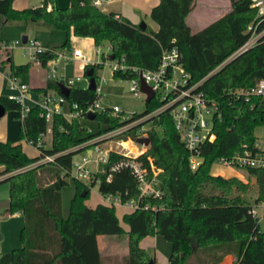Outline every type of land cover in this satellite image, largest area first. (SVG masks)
I'll return each instance as SVG.
<instances>
[{"label":"trees","instance_id":"16d2710c","mask_svg":"<svg viewBox=\"0 0 264 264\" xmlns=\"http://www.w3.org/2000/svg\"><path fill=\"white\" fill-rule=\"evenodd\" d=\"M13 0H0V16L7 19L42 18L67 33L66 40L48 49L36 51L35 57L42 65L54 48L70 47V30L74 34L88 35L98 45L102 40L110 44L109 57L131 67H157L165 48L176 46L181 52L183 65L190 73L189 81L202 79L199 88L220 105L221 117L215 121L216 138L201 146V161L196 169L189 164L190 152L176 131L168 108L152 114L146 132L150 137L141 158H147L161 168L158 174L161 198L142 199L156 205V209L136 208L123 214L128 225L124 230L115 207L99 203L95 207L85 201L90 187L98 184L101 194H119L123 200L138 196L137 182L127 168L113 172L110 180L107 171L95 172L86 183L73 178L75 193L71 198L68 217L62 215L61 192L73 171V155L87 139L143 116L158 106L155 96L146 101L143 111L132 117L112 114L109 110L94 113L93 117L66 116L54 111L48 122L41 114L42 106L30 107L20 123L19 135L31 140L39 149L36 157L29 156L21 142L0 139V181L9 185L10 212H22L25 217L21 246L0 254V264H101L98 236L128 234L129 252L125 264H156L139 241L153 233L161 234L171 246L168 262L190 264L194 257L198 264H218L228 254L234 255L235 264H264V227L250 213L251 203L240 196L231 197L233 186L245 187L241 179L212 174L211 166L218 156L231 155L256 137L255 125L264 121V96L244 91L264 77V33L245 50L230 56L240 48L252 33L250 23L258 18L251 0H232L230 9L208 24L192 31L186 15L196 0H159L151 8L150 16L158 23L153 29L141 26L112 10L95 6L89 0H69L66 6H55L52 0H42L39 5L15 8ZM2 22L0 21V27ZM264 21L259 23V30ZM113 55V57H111ZM230 57V58H229ZM229 58V59H228ZM6 71L21 82L29 81L30 62L14 63L2 59ZM96 63H86L93 68L95 82ZM131 69H113V76L131 77ZM62 81L47 78L41 93L54 88L61 92ZM67 101L85 106L93 100L96 90L86 86L68 85ZM240 91H243L241 93ZM7 108L19 110L21 103L10 96H1ZM142 121L127 126L123 137L138 133ZM50 128L51 143L44 144L41 133ZM137 137V136H136ZM39 139L41 140L39 142ZM96 142V140L94 141ZM45 155L52 160L40 161ZM123 154L112 149L105 169ZM248 174L257 178L255 202L264 201V170L249 168ZM84 193V195H81Z\"/></svg>","mask_w":264,"mask_h":264},{"label":"built area","instance_id":"2783aa9c","mask_svg":"<svg viewBox=\"0 0 264 264\" xmlns=\"http://www.w3.org/2000/svg\"><path fill=\"white\" fill-rule=\"evenodd\" d=\"M95 6H99L104 9L106 0H89ZM251 4L256 7L259 18L253 23L249 24L252 28V33L246 42L235 50L230 56H233L240 51L245 50L249 45L253 44L258 37L264 33V25L259 30L257 26L264 21V0H251ZM254 34V35H253ZM21 42L19 39L6 43L0 42V52L7 50L14 44ZM24 44L26 52L32 56L36 55V51L48 49V46H44L37 38L29 37ZM54 55L51 56L46 62L45 68L47 69V78L62 81L66 86L75 83L76 79H80V76L76 78L68 77L64 79L58 74L57 65L60 61L66 62L73 57H78L81 60V66L87 63V57L80 47H73L69 49L54 48ZM99 51V46L97 48ZM6 54V53H4ZM182 52L176 47L165 48L161 54L157 67L145 68L139 65H132L131 67L125 65L123 62L113 59L111 67L113 69L121 68L122 70L131 69L133 75L129 77L130 91L132 94L138 95L140 93H146L141 89L140 78L154 89V95L157 96L161 103L150 110L149 113L143 116L134 118L133 120L119 125L116 128L103 132L101 135L87 139L81 145L86 150V155L82 157L81 161L73 162L72 177L78 178L83 182H88L95 172L107 171L106 179L110 180L112 173L119 171V169L127 168L133 174L135 182H137L138 196L136 198H127L123 200L119 194L104 193L102 199H105L109 206L120 207L123 206L130 211L136 210V208L143 209H156V205H151L149 202L142 203V199L146 198H161L163 191L160 187V181L158 174L161 168H158L153 164L152 159L147 158V164L140 157L144 150L136 152L135 154L120 152L123 154L118 160L113 161L108 169L103 166L109 158L112 147L105 146L101 143V139L107 134H114L118 128L127 127L133 125L136 122L142 121L144 117L150 118L152 114H157L166 108H168L170 115L172 116L174 127L178 131L180 139L185 147L190 152L189 164L192 169H196L200 165L201 161V148L202 144L209 140L212 141L216 138L217 132L215 130V121L221 117L220 105L216 97L206 95L199 84L202 79L198 81H189L190 73L183 65L181 60ZM8 54L4 55L6 58ZM7 74L8 86L16 92L10 95L11 98L21 103L19 109V118L22 119L27 111L32 106L27 102V96L29 94V87L27 83L21 82L16 76ZM100 77H98L96 84V95L85 106H80L76 101H67L65 96L56 91L54 88L41 93L40 97L34 102L39 103L42 106L41 114L46 118L48 122L52 120V113L54 111H62L66 116H83L88 112H97L101 110H109L112 114H120L122 117H132L134 111H125L117 104L109 105L101 101L102 92L99 84ZM243 93V91H240ZM250 93L259 94L264 96V77L260 79L254 86L244 91V95ZM151 97V98H152ZM66 106V107H65ZM148 128V127H147ZM144 123H142L139 129L146 132ZM138 129V130H139ZM42 137L45 133H41ZM96 140V142H94ZM32 143L31 140H28ZM41 140L39 139V142ZM122 143V142H121ZM33 144V143H32ZM241 148L236 150L231 155L218 156L214 162H219L229 167H240L246 170L249 168L264 170V136H258L249 143L243 142ZM117 150V149H116ZM119 150V149H118ZM53 156L45 155L41 160H52ZM89 163H94L95 168L89 167ZM250 213L255 218L256 222L260 225L264 221V201L251 203ZM10 212V211H9ZM15 213V212H10Z\"/></svg>","mask_w":264,"mask_h":264},{"label":"rangeland","instance_id":"374dc122","mask_svg":"<svg viewBox=\"0 0 264 264\" xmlns=\"http://www.w3.org/2000/svg\"><path fill=\"white\" fill-rule=\"evenodd\" d=\"M37 2L41 3L42 0H28V2ZM212 1L214 0H197L196 7L194 8V11L188 15L187 21L191 24L193 30H196L197 26L193 19L198 18V15L202 16V20L206 23L210 21V14L209 8L212 5ZM53 4L55 6H66L69 4V0H52ZM105 6L108 8V4H105ZM202 6H205L202 7ZM208 8V9H206ZM208 12V13H207ZM201 20H199L200 22ZM23 23L24 31L18 33V36H13L11 33L16 31V34L18 32V25L15 26L17 23ZM50 23L46 22L43 19L37 18V19H27V20H20V21H10L6 25L7 34L5 35L0 29V35L1 33L5 35L8 38H1V41H4L6 43H12V41H15L16 39L20 40L22 42L21 33L29 34L31 29H40L44 25L47 26ZM26 27V28H25ZM64 31V30H63ZM14 34V35H16ZM67 33L64 31V36H66ZM254 35V34H253ZM67 37V36H66ZM63 41H56L57 46L62 44ZM21 42H19L16 45H12L11 52L14 54V57L20 55L21 57L29 58V56H26L25 54H22V48H21ZM71 45V42H70ZM74 45H72L73 47ZM78 46L81 48L82 52H84L89 57L88 63H96V75L100 77L99 84L101 86V92H102V98L101 101L109 104V105H119L121 109L125 111H143L146 107V99L145 94L140 93L138 95L132 94L130 91V81L128 77L123 76H113V68L111 67L112 59L109 57L110 51V44L108 40H102L98 45L94 43L89 42H80L78 43ZM99 46V51H97V48ZM71 47V46H70ZM4 57V55L1 56V58ZM230 58V57H229ZM228 58V59H229ZM31 60V59H30ZM58 74L62 76L64 79H68V77L76 78V76H80V79H76L74 85H80V86H86L88 85V76L85 75L84 71L85 68H83L80 65V59L78 57H73L70 60H67L64 62L63 60L59 62L57 65ZM32 70L35 75H38L36 73V70L38 73L40 72L41 75H44V69L40 67L39 65H33ZM18 110L13 108H7L3 116H0V126H3L4 128H7V119L9 120V123L11 125V129H13V132H15V135L17 137V142H21L22 148L26 150V153L31 157H34L36 152V147L32 144H30L25 136L19 135L20 130V122L21 119L17 117ZM7 118V119H6ZM142 122L144 123L145 128L149 127L150 122L148 121V117H144L142 119ZM124 129L125 127H120L116 131H114V134H107L101 139V143L105 146L112 147L114 149H119L121 152H127L131 154H135L136 152H141V150H146L147 145L140 143L136 140V136H148V132H144V130L139 129L138 133L136 135L128 134L127 137H123L124 135ZM255 133L258 136L263 137L264 136V121L262 123H259L255 125L254 127ZM46 138H51V134H47ZM122 142V143H121ZM50 144V139H48L47 144ZM86 155V150L84 148H81L73 155V162H80L82 157ZM89 167L92 169L95 168L94 163H89ZM0 166V170H1ZM75 169H73V172ZM211 173L212 174H221L228 177H237L241 179L245 187L238 188V186H233L232 191L230 193L231 197L234 196H240L242 200L254 203L255 198L257 196V178L253 176L252 174H248L247 170L240 167H229L225 166L221 163L213 162L211 166ZM2 179V178H1ZM67 185H65L62 188L61 194L63 195V200L66 203V196L68 197V194L70 192V188L74 186L73 183V177L70 175L67 178ZM98 192V184H95L90 187V192L87 197L88 202L93 203L96 201L97 197L95 193ZM9 196V185L5 181H0V201L6 200ZM85 201V202H86ZM71 202V201H70ZM123 209L120 207H115V213L119 217V220L123 227H126V223L123 221V215H122ZM261 227H264V221L260 224ZM124 236V234L122 235ZM115 237V236H114ZM145 241L148 254L154 258L155 261L158 259V262L161 264H165L167 262L168 256L171 251L170 243L159 233H153V235H147V238ZM2 240L0 241V243ZM1 250V246H0ZM157 258V259H156ZM103 264H105V259H103ZM121 264H125V259L122 258ZM164 262V263H163ZM190 264H198V261L194 257L190 258L189 260Z\"/></svg>","mask_w":264,"mask_h":264},{"label":"crops","instance_id":"0c3cea01","mask_svg":"<svg viewBox=\"0 0 264 264\" xmlns=\"http://www.w3.org/2000/svg\"><path fill=\"white\" fill-rule=\"evenodd\" d=\"M157 3H159V0H106V4H108L109 7L107 8L105 6L104 9L116 11V12L120 13L121 15L129 18L130 20H132L133 22H136V23L140 22L141 20H144L146 22V24L150 25L151 28L157 29L158 23L150 16L151 8L154 5H156ZM211 3H212V5L210 6V8L208 10L209 13L207 12L208 14H210L209 15L210 16L209 22L213 21V19H215V18L221 16L222 14H224L225 12H227L232 5V0H214ZM39 4L40 3H37L34 1L28 2V0H13L12 1V5L15 8L30 7V6L39 5ZM52 4H53V2L50 3L49 7H51ZM196 4H197V0L195 1L194 6L191 9V11L186 15V20L188 18V15L194 11ZM202 7L205 8V6H202ZM206 9H208V8H206ZM40 19H42V18H40ZM9 20L10 21H17V20L20 21V20H27V19L12 20V19H7L4 15H1L0 21L2 22V24H1L0 29H2V31L5 35L7 34L6 25L9 22ZM193 20H194V22L197 21V23H195L197 26H199V27H197V29L209 23L208 22L205 24V22L202 20V16H200V15H198V18L195 17V19H193ZM199 20H201V21L199 22ZM188 24H189L191 30L195 31V30H193V28L189 22H188ZM17 25H18L17 34H16L17 30L16 31L14 30V32L11 33L14 37L18 36V33L24 31V28L22 26L23 23L20 22V23L15 24V26H17ZM14 34H16V35H14ZM22 34H26V33H21V35ZM5 35H3L1 33L0 39L5 38L6 37ZM26 35L28 38L29 37L37 38L44 46L56 45V43H58L56 41H63L66 37V36H64L63 29L55 27L51 22L49 25L48 24H47V26L44 25L40 29H31L29 34H26ZM69 36H70V42H71V45H70L71 47L68 48L69 50L73 47H79L78 43L83 42V41L95 44L94 38L92 36L76 35V34H74L72 28L70 30ZM6 38H8V37H6ZM12 42H14V41H12ZM22 42H25V41H22ZM14 45H16V44H14ZM72 45H74V46L72 47ZM11 48H12V46L7 50V52H5L3 50H2V52H0V97L3 95L10 96L12 93L16 92V90H14L8 86L7 74H6L7 65L2 63V59L4 57L1 58V56L8 54L7 57L11 58L12 61L16 64H18L20 62H27V61L30 62L29 81L27 84V86L29 87V94L27 96L26 101L31 103L32 105H34L35 104L34 101L37 98H39L41 95V92L38 91L37 88L43 87L46 83L47 69L45 68V65H42L40 63V61L35 56H32L26 52V49H25L23 43L21 44V48H22V52H23L22 54L29 56L31 60L29 58H25V57L23 58L20 55H18L17 57L16 56L14 57V54H12V52H11ZM58 49H60V48H58ZM4 53H6V54H4ZM86 57H87V63H88V61H89L88 57L89 56L86 55ZM33 65L34 66L39 65L40 67H42L45 71L44 75L43 76L41 75V77H40V72L38 73L37 70H36V73L38 75H35L33 70H32ZM80 65H81V60H80ZM17 117L19 118V110H18ZM7 122H8L7 128L0 126V139L4 140L6 138H9L13 142H17V137L15 135V132H13V129H11V125H10L8 119H7ZM48 133L50 134V128L47 129V131L45 132V135L43 136L44 144L46 146L50 145L49 143L47 144L48 139H50V143H51V138H46V135ZM30 144H32V143H30ZM32 145H34V144H32ZM34 146L37 148L36 149L37 154L34 156V157H36L40 152H39L38 147L36 145H34ZM25 152H26V150H25ZM40 161H42V160H40ZM1 168H2V166H1ZM5 175H7V174H5ZM5 175H1L0 179L4 178ZM222 176L228 177L225 175H222ZM70 189L71 190L68 194V197L66 196V199H65L66 203L63 200V195L61 194V200H62L61 211H62V215L64 217H68V214H69V208H70V203H71L70 201H71V198L73 197L75 190H76L75 183H74V186ZM95 195L97 197L96 201H94L93 203L86 201L85 202L86 205H88L90 207H95L99 203H102V204L105 203L108 205L107 201L105 199H102V195L99 191L97 193H95ZM8 198H9V196H8ZM120 207L123 209L122 215L126 212H131L129 209H127L123 206H120ZM24 221H25V217L23 216L22 212L17 211L15 213H10L7 209H0V233L3 236L1 239L2 242L0 243V246H1L0 254L6 253L7 251H10L13 248H18L21 246L20 231L23 228ZM124 230L128 231V225L127 224H126V227H124ZM122 235L123 234H121V235L104 234V235L98 236V248L100 250V255H101V264H103V262H102L103 259H105V264H121V262H119V260L121 261L122 258L123 259L126 258V256L128 255V252H129L128 234L124 233V236H122ZM146 238H147V236L143 237L139 241V245L147 250V247H146V244L144 241V240H146ZM156 264H161L158 262V259L156 260ZM165 264H171V263L168 262V259H167V262H165ZM218 264H235L234 255L232 253H228V254L224 255L220 259Z\"/></svg>","mask_w":264,"mask_h":264},{"label":"water","instance_id":"95a60500","mask_svg":"<svg viewBox=\"0 0 264 264\" xmlns=\"http://www.w3.org/2000/svg\"><path fill=\"white\" fill-rule=\"evenodd\" d=\"M139 24L141 26H145L146 22L144 20H141L139 22ZM21 37H22V41H26L28 38L26 34H22ZM111 57H113V55H111ZM86 74L88 76V83H87L88 85L87 86L91 89H96L95 76L93 74V68L90 66L87 67ZM139 83H140L141 89L146 93V96H145L146 101L149 102L150 98L154 95V89L150 86V84L146 83L142 78H140ZM61 85H62L61 86V92L64 95H67L68 91H69V86H66L64 84H61ZM5 110H6L5 104L0 102V116L3 115ZM87 115L89 117H93L94 112H88ZM136 140L140 143L147 145L150 142V137L149 136H137ZM81 195H84V193H82ZM10 205H11V202H10L9 198H6V200H4V201H0V209H6V208L10 207ZM2 237L3 236L0 233V240L2 239ZM149 264H152L151 261L149 262Z\"/></svg>","mask_w":264,"mask_h":264}]
</instances>
